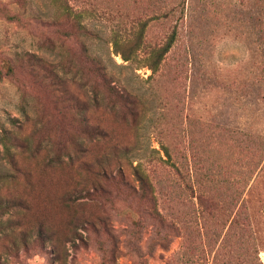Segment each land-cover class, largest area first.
<instances>
[{
	"label": "rangeland",
	"instance_id": "rangeland-1",
	"mask_svg": "<svg viewBox=\"0 0 264 264\" xmlns=\"http://www.w3.org/2000/svg\"><path fill=\"white\" fill-rule=\"evenodd\" d=\"M69 1L80 5L79 0ZM97 1L105 9L99 8L86 20L93 33L85 38L89 54L105 67L112 84L140 96L146 109L134 164L141 161L157 181V189L158 181L170 176L172 197L184 204L171 202V209L164 208L182 228V235L168 249L158 247L146 264H264V140L259 138L264 137V46L257 34V18L264 19V0H188L193 17L181 27L177 42L156 72L144 62L126 61L117 54L112 33L119 30L128 38L132 26L139 27L138 19L149 20L147 46L140 52L141 58L147 56L150 46L163 43L173 29V21L156 16L160 0ZM2 3L25 17L30 15L26 10L45 15L52 10L47 0L24 4L0 0V57L36 53L58 63L59 53L41 47L36 30L6 18ZM68 25L72 28V23ZM63 49L76 70L82 64L80 41L71 39ZM21 77L25 81L21 86L9 78L0 82V173L11 171L3 152L5 133H17L34 145L46 137L42 120L45 125L54 123L53 135H57V121L63 119L70 125L73 121L72 112L64 118L54 114L58 92L34 82L36 78L26 71ZM73 78L67 81L64 99L68 111L78 117L83 113L81 99L86 97L79 75ZM103 105L91 115L93 122L108 126L115 135L134 136L133 119L125 121ZM162 142L170 145L172 159L161 149ZM45 145L52 147V142L46 140ZM105 146L103 142L92 147L99 153ZM18 154L26 164L31 158L23 151ZM33 172V211L25 221L32 234L36 217L43 216L59 240L38 244L32 234L25 249L21 232L13 227L0 233V264H106L90 232L78 228L68 234L65 223L71 210L61 199L72 189L75 171L59 165L45 175L41 168ZM25 180L19 174L12 192L24 189ZM188 184L194 186L193 191ZM162 200V207L169 205ZM72 210L104 217L118 239L117 263H133L125 242L137 213L131 209L120 213L86 197L77 199ZM9 217L15 216L6 214L1 220ZM152 227L143 229L144 248ZM81 235L85 242L79 240Z\"/></svg>",
	"mask_w": 264,
	"mask_h": 264
},
{
	"label": "trees",
	"instance_id": "trees-1",
	"mask_svg": "<svg viewBox=\"0 0 264 264\" xmlns=\"http://www.w3.org/2000/svg\"><path fill=\"white\" fill-rule=\"evenodd\" d=\"M47 1L53 11L46 15L36 9H30L26 10L30 14L29 17H25L24 13L14 12L3 3L1 9L9 20L36 30L40 36L41 47L58 52L60 60L53 64L36 53H19L14 58L0 57V82L4 78H9L20 86L24 85L25 81L21 74L26 71L36 78L34 82L40 81L52 92H58L54 114L64 118L66 112H72L73 121L72 125L63 119L57 121L55 126L57 135H53L51 129L54 123L51 121V124L45 125V121L42 120V130L46 137L34 145L17 133L3 135L4 157L11 171L0 173V233L17 227L21 232V244L25 249L30 244L32 234L38 244H45L47 241L57 244L58 233L49 226L43 216L36 217L35 231L32 234V227L25 221V216L27 217V213L33 211V203L30 201L33 198V191L36 190L32 180L34 169L41 168L42 174L45 175L48 171L51 172L62 165L73 169L76 175L71 185L72 189L65 192L61 199L63 201L61 203L71 210L65 223L68 234H74L78 228L85 229L93 236L103 262L118 264L116 253L118 239L112 233V228L108 226L106 219L87 213L79 214L72 209L75 207L76 200L84 197L100 202L103 206L120 213L131 209L139 217L133 221L125 246L133 258L132 264H146L158 247L168 249L173 239L182 235V228L175 219L168 217L165 209H171V202L184 205L183 200L180 204L178 197H172L174 190L171 187L173 185L170 176H166L163 182L159 180L160 189H157V181H154L145 171L141 161L134 164V152L139 145L140 125L146 111L142 108L143 100L137 94L112 84L111 76L105 67L89 54L85 38L93 33L86 20L99 8H105H102L97 0H79L80 5H75L69 0ZM105 1L109 2V0ZM26 2L27 0H21L22 4ZM187 3L188 0H160L159 6L153 5L158 12L157 17H163L167 22L173 21V29L167 33L163 43L150 46L147 56L142 58L140 56L143 47L147 46L146 31L149 20L144 19H138V28L132 26L131 35H128V38L122 37L119 30L113 31L115 52L126 61L144 62L154 72L158 71L177 42L181 27L186 26L185 23L193 17ZM103 12L106 11L103 10ZM257 21H260L257 31L259 42L264 46V19L258 17ZM68 23H72V28ZM71 39L79 40L82 47V64L76 70L72 69L73 62L68 60L63 49V44ZM59 40L61 43L57 44L56 41ZM67 74H71V77L68 78ZM73 75H79L82 80L83 94L86 97L81 99L83 113H80L78 117L75 111H68L67 100L64 99L68 93L67 81L74 79ZM102 105L107 106L111 111L118 112L117 116L125 121L132 118L135 123L134 136L133 134L131 137L115 135L108 126L93 122L91 115ZM76 120L78 122L74 124ZM248 136L245 132L246 140L249 139ZM259 138L264 140V137L259 136ZM46 140L48 144L52 142V147L45 145ZM103 142L106 143L105 148L95 153L92 147L94 143ZM160 144L161 149L165 151L169 159H172L170 145L163 142ZM154 150L160 151L157 148ZM19 151L31 157L27 164L23 161L25 159L19 158ZM172 164L176 166V163ZM179 173L187 180L180 170ZM19 174L25 176L27 186L21 191L12 192L16 190L12 188V185L18 182ZM79 175L82 176V180L78 179ZM188 187L193 191V185L188 184ZM162 199L169 205L162 207ZM6 214H12L15 217L2 221V216ZM209 214L212 215V213ZM149 224L153 226L152 233L144 248L141 246L142 233ZM79 238L85 242L82 235ZM14 245L16 249L17 243L14 242Z\"/></svg>",
	"mask_w": 264,
	"mask_h": 264
}]
</instances>
